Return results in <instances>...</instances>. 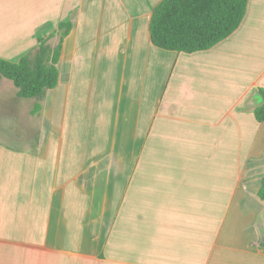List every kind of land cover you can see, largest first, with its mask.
Masks as SVG:
<instances>
[{
	"label": "crops",
	"instance_id": "1",
	"mask_svg": "<svg viewBox=\"0 0 264 264\" xmlns=\"http://www.w3.org/2000/svg\"><path fill=\"white\" fill-rule=\"evenodd\" d=\"M159 1L0 0L10 61L72 21L42 99L0 78V264H264V0L191 53L152 44ZM80 101L81 138L48 135ZM19 111L24 132L7 130Z\"/></svg>",
	"mask_w": 264,
	"mask_h": 264
},
{
	"label": "trees",
	"instance_id": "2",
	"mask_svg": "<svg viewBox=\"0 0 264 264\" xmlns=\"http://www.w3.org/2000/svg\"><path fill=\"white\" fill-rule=\"evenodd\" d=\"M248 0H160L153 8L148 31L152 44L164 50L191 53L206 50L229 36L240 25ZM72 28V21L60 22L47 36L18 61L0 57V78L11 81L21 98L42 99L46 90L58 83V61L64 38ZM58 36L56 44L49 39ZM257 92L262 102L253 109L258 122L264 121V88ZM35 101L31 112L41 109ZM264 199V175L257 191Z\"/></svg>",
	"mask_w": 264,
	"mask_h": 264
},
{
	"label": "rangeland",
	"instance_id": "3",
	"mask_svg": "<svg viewBox=\"0 0 264 264\" xmlns=\"http://www.w3.org/2000/svg\"><path fill=\"white\" fill-rule=\"evenodd\" d=\"M67 21V20H66ZM53 41V40H52ZM53 42H55V41H53ZM101 71V70H100ZM102 72V71H101ZM111 74H115V71H114V69L112 68V73ZM102 75H99V78L102 80ZM104 82H103V86H106L107 84H110V83H112L113 82V86H109L108 88H107V92H110L111 90H114V91H117V88H116V86H117V81H112L111 82V80H107L106 79V77H105V80H103ZM84 84H85V86L87 87V89L89 90V87H88V85L84 82ZM111 85V84H110ZM13 88V91L15 90V86H12ZM106 88V87H105ZM115 93V92H114ZM100 94H104V91L102 90L101 91V93ZM1 97V96H0ZM105 97V95H103V97H102V95H101V99H103ZM20 100H21V103H22V105H26V102H28V101H32V99L31 98H19ZM34 99H37V98H34ZM40 102V101H39ZM34 103H35V101L33 102V104H31V106H32V108L34 107ZM31 108V109H32ZM82 108H83V105H82V101H80V102H78L77 103V106H76V109L78 110L77 112H76V119H74L72 122H71V125L69 126V121H67L66 120V123H65V127L64 128H62L60 131H58V132H56V131H53L51 128H49L48 129V135H63L64 137H73V138H78V139H80L81 138V136H82V134H83V130H84V128H82V127H84V123H85V116H84V113H83V111H82ZM31 115V114H30ZM6 118L10 123L9 124H12L13 125V122L14 123H16L15 125H11V127H9V128H7V130H10V131H12V130H17L16 132L17 133H19V131L21 132H24L23 130H22V128H20V126H22V112L21 111H19L18 112V114H17V116L15 117V115L14 114H3V118ZM5 118H4V120H5ZM27 118L29 119V120H31V122H30V124H32V126H33V128H32V131H33V135H35V134H37L38 133V131L37 130H41L40 128H38V124L36 123V117L35 116H33L32 115V117L31 116H29V114H28V116H27ZM12 120V121H11ZM20 125V126H19ZM54 132V133H53ZM16 133V134H17ZM99 136H100V134L99 135H97L96 136V138H98L99 139ZM97 139V141H100V139L98 140ZM9 143H11V144H15L16 145V142L14 141V140H9ZM104 143H105V145H104ZM103 143V148H105V146H106V148H107V146H109V144L108 143H106V142H104ZM75 147H78L77 146V144H75L74 145Z\"/></svg>",
	"mask_w": 264,
	"mask_h": 264
}]
</instances>
